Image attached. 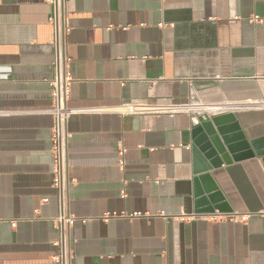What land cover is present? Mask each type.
Returning <instances> with one entry per match:
<instances>
[{"label":"crops","instance_id":"0c3cea01","mask_svg":"<svg viewBox=\"0 0 264 264\" xmlns=\"http://www.w3.org/2000/svg\"><path fill=\"white\" fill-rule=\"evenodd\" d=\"M61 3L68 105L89 110L67 124V208L93 218L70 231L73 264H264L262 159L229 158L204 173L193 151L203 115L238 123L247 139L264 136V107L255 104L264 100V0ZM53 12L50 0H0V264H51L54 252ZM160 99L210 108L115 112ZM212 188L247 219L192 218L210 213ZM105 212L140 215L97 218Z\"/></svg>","mask_w":264,"mask_h":264},{"label":"built area","instance_id":"2783aa9c","mask_svg":"<svg viewBox=\"0 0 264 264\" xmlns=\"http://www.w3.org/2000/svg\"><path fill=\"white\" fill-rule=\"evenodd\" d=\"M54 5V12L50 21L54 24V36L52 44L55 48L54 77L50 82V106L47 112L52 116L50 130V153L52 156V185L57 190L59 214L56 218L55 231L50 239L54 252L51 256V264H73V249L70 231L77 221L87 223L93 218L76 216L69 213L67 208V190L69 178L67 175V144L69 133L67 131L68 121L77 114H84L88 109L73 108L68 105L71 78L67 72L68 58L65 55V37L69 28L64 24L61 0H50ZM257 19V16L253 17ZM256 105L264 107V100L255 102ZM210 108L209 104L197 101L175 102L168 99L157 101L132 100L124 102L115 108V112L121 115H166L173 117L177 114H192L197 111ZM120 166L125 161L124 149L119 151ZM138 212L126 214L125 212H105L97 218L107 221L114 217L132 218L139 216ZM192 218L205 219L211 222L222 220L245 221L247 214L239 212L213 211L210 213H192ZM16 225L15 221L11 226Z\"/></svg>","mask_w":264,"mask_h":264},{"label":"water","instance_id":"95a60500","mask_svg":"<svg viewBox=\"0 0 264 264\" xmlns=\"http://www.w3.org/2000/svg\"><path fill=\"white\" fill-rule=\"evenodd\" d=\"M198 121L199 125L193 133L196 134L193 151L195 160L203 163V166L200 165V172L206 173L211 169H216L224 163L225 159L229 158L238 161L249 157H260L264 164V136L247 139L242 136L236 122L227 126L215 125L205 115L199 117ZM233 133H236V136ZM201 178L207 179L208 175L204 174ZM209 198L212 206L206 210L207 212L227 209L223 204H219L221 198L216 189L212 188V195Z\"/></svg>","mask_w":264,"mask_h":264}]
</instances>
